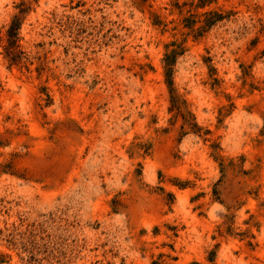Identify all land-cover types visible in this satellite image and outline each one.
<instances>
[{"label": "rangeland", "instance_id": "rangeland-1", "mask_svg": "<svg viewBox=\"0 0 264 264\" xmlns=\"http://www.w3.org/2000/svg\"><path fill=\"white\" fill-rule=\"evenodd\" d=\"M0 264H264V0H0Z\"/></svg>", "mask_w": 264, "mask_h": 264}, {"label": "trees", "instance_id": "trees-1", "mask_svg": "<svg viewBox=\"0 0 264 264\" xmlns=\"http://www.w3.org/2000/svg\"><path fill=\"white\" fill-rule=\"evenodd\" d=\"M17 7H19L18 13L14 14L12 17V20L9 24V27L7 28L6 34H7V45L4 46V49L6 51V55L10 56L12 55L13 51L17 48V41H18V32L20 29V25L22 22V19L24 18V15L26 13V8H24V2H20L17 4ZM178 54V51L176 49H172L164 54L163 63H164V75L166 83L170 89V92L173 93V78H172V72H173V64L176 59V56ZM173 95V94H172ZM172 103L174 105V99L172 100ZM179 111V110H178ZM9 169L7 171H12V163L9 162L7 165L4 166V168Z\"/></svg>", "mask_w": 264, "mask_h": 264}]
</instances>
